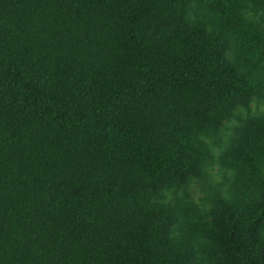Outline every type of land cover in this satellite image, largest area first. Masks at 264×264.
<instances>
[{"label":"trees","instance_id":"1","mask_svg":"<svg viewBox=\"0 0 264 264\" xmlns=\"http://www.w3.org/2000/svg\"><path fill=\"white\" fill-rule=\"evenodd\" d=\"M254 100L264 0H0V264H264Z\"/></svg>","mask_w":264,"mask_h":264},{"label":"rangeland","instance_id":"2","mask_svg":"<svg viewBox=\"0 0 264 264\" xmlns=\"http://www.w3.org/2000/svg\"><path fill=\"white\" fill-rule=\"evenodd\" d=\"M253 113L264 112V103L262 101L254 100L252 103ZM235 124L231 121L227 125L232 127ZM224 133H229L225 131ZM207 176L201 181H196L191 187V194L193 200L201 207L207 208L209 204V197H211L212 189L216 187H221L227 182L224 172L218 165H213L208 167ZM170 197H172L170 195Z\"/></svg>","mask_w":264,"mask_h":264}]
</instances>
